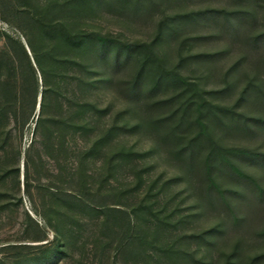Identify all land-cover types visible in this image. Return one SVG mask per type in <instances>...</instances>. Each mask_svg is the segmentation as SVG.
<instances>
[{
	"label": "rangeland",
	"instance_id": "obj_1",
	"mask_svg": "<svg viewBox=\"0 0 264 264\" xmlns=\"http://www.w3.org/2000/svg\"><path fill=\"white\" fill-rule=\"evenodd\" d=\"M208 8L228 12L223 14L235 28L219 13L183 16ZM14 11L13 0H0V31L20 36ZM71 15L111 39L154 41V61L133 92L129 82L142 53L113 63L112 49L104 58L78 52L98 71L90 81L104 78L88 86L66 78L63 105L46 113L73 117L72 124L36 125L37 108L24 122L0 124V264H42L43 254L57 244V228L63 252L50 264H264V193L259 197L252 184L213 169L214 181L230 190L225 199L238 218L234 222L206 191L204 147L188 164L173 152L197 130L194 106L182 113L186 96L177 95L180 87L170 77L152 86L157 64L159 71L179 72L206 91L209 102L233 112L201 110L213 139L264 152V0H89ZM197 53L212 55L191 56ZM73 72L82 75L77 67ZM80 99L104 111L73 115L67 104ZM158 118L166 119L153 124ZM174 124L176 137L164 136ZM122 150H130V157L115 156ZM231 160L264 189V164L241 156ZM68 193H81L94 210L69 218ZM108 209L130 216L131 242L124 241L125 218Z\"/></svg>",
	"mask_w": 264,
	"mask_h": 264
},
{
	"label": "trees",
	"instance_id": "obj_2",
	"mask_svg": "<svg viewBox=\"0 0 264 264\" xmlns=\"http://www.w3.org/2000/svg\"><path fill=\"white\" fill-rule=\"evenodd\" d=\"M15 17V26L20 32V36H15L5 30L0 31V36L3 37V44L0 46V124L6 122H22L28 118L32 112L38 109V117L36 125H41L45 121H49L61 126H68L73 123V117L59 113H46L49 106L59 108L63 105L60 100L62 94V84L67 77L77 78L81 86H88L91 82L103 81V76L92 79L90 75L98 74L96 69L91 68L87 61L81 60L76 53H86L93 51L101 58L107 56L109 50H113L111 58L113 63H118L122 56H128L132 51L142 53L139 58V68L129 82L131 91H137L142 84V78L146 74L148 62L155 56L153 52V43L150 42H122L117 39L108 38L106 35L88 30L71 15L72 11L79 13L84 10L85 4L89 0H35V3L27 0H13ZM239 11H231L237 15ZM221 14L227 25L234 29L235 24L227 18L228 13L222 9L208 8L197 11H189L183 16L194 18V16H215ZM262 36V35H260ZM78 53V54H79ZM211 56L209 53H197L191 56ZM152 61H154L152 59ZM156 61V60H155ZM79 68L82 75H74L73 69ZM157 64V74L152 86L157 87L162 80L170 77L171 81L179 85L180 90L177 95H185L183 103L181 104L182 113L192 105L196 110L195 122L197 130L187 138L186 142L174 148L176 155L181 154L185 156V162L188 164L192 160L193 155L204 147L202 158V169L205 179V187L207 192H212L218 197L221 204L228 210V215L234 220L238 221L225 199V193H230V190L221 188L213 179V169L221 170L227 174L246 181L258 190V195L261 197L264 189L260 188L254 178L240 170V167L231 160V157L241 156L247 157L254 163L264 164V152L257 151L246 147L224 146L213 139L207 123L201 118V110L205 107L207 111L213 113L212 108H217L221 113H229L226 106L213 104L205 98L204 90L196 87L194 81L181 75L175 70H161ZM67 92V89H66ZM68 98V96H67ZM24 101H26L24 103ZM70 102V101H68ZM68 109L72 110L73 115L78 112H103L104 108L98 107L94 102L87 100H77L67 104ZM211 108V109H210ZM223 111V112H222ZM72 115V116H73ZM173 115V113H171ZM170 115V116H171ZM246 119V116L241 113H236ZM19 117V119H18ZM231 117V116H229ZM251 118V117H247ZM166 118H158L152 121L153 124L164 121ZM257 120V119H253ZM24 122V120H23ZM151 122V121H150ZM151 123V124H152ZM77 128H83V123H74ZM139 125L135 123L134 126ZM175 125V126H174ZM171 126V129L164 133V136H171L178 124ZM130 150H122L115 154L116 157L127 158L130 157ZM232 192V191H231ZM68 204V213L71 211L69 218L77 219L75 212L82 213L83 210H94L92 206L84 199L81 193L64 194ZM115 212L114 217L125 218V242H131L132 235V219L130 216L118 209H108ZM62 211H56L59 215ZM63 214V216H64ZM122 214V215H119ZM67 216V215H65ZM122 216V217H121ZM107 223V218L104 219ZM213 229H209L204 233H211ZM260 235H264V227L260 230ZM53 234L56 239V246L50 251L43 254L41 260L42 264H50L53 257H58L61 250V240L59 235L61 231L59 228L54 229ZM43 240V239H42ZM140 242L141 240L138 239ZM232 255V254H231ZM229 256V259L231 258ZM258 256L251 259L253 263Z\"/></svg>",
	"mask_w": 264,
	"mask_h": 264
}]
</instances>
